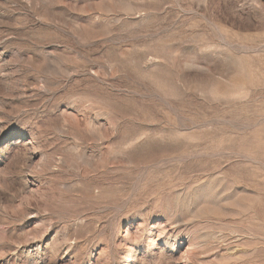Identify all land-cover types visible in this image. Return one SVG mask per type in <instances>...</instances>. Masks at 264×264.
I'll use <instances>...</instances> for the list:
<instances>
[{"label": "rangeland", "instance_id": "obj_1", "mask_svg": "<svg viewBox=\"0 0 264 264\" xmlns=\"http://www.w3.org/2000/svg\"><path fill=\"white\" fill-rule=\"evenodd\" d=\"M0 264H264V0H0Z\"/></svg>", "mask_w": 264, "mask_h": 264}]
</instances>
